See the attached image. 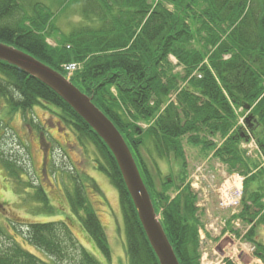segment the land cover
<instances>
[{"label":"trees","instance_id":"16d2710c","mask_svg":"<svg viewBox=\"0 0 264 264\" xmlns=\"http://www.w3.org/2000/svg\"><path fill=\"white\" fill-rule=\"evenodd\" d=\"M97 2L104 3L84 0L83 15L90 14L88 7ZM104 6L121 12L107 17L103 13L98 15L100 24L95 29L78 27L64 36V45L51 49L45 35L52 26L48 8L35 0H0V43L25 52L58 72L62 63L82 62V69L70 82L93 96L92 102L125 140L156 212L160 209L162 227L179 264H198L197 256L188 250L189 243L197 240L193 204L185 199V204L180 205L179 198L169 202L161 199L164 203L156 204L150 171L136 152L147 139L160 159L170 153H180L178 141L182 136L193 135V143L207 144L202 138L204 134L225 135L233 127L237 108L252 109L253 115L249 118L255 119L253 126H256L252 128L253 139L261 142L259 138L264 136V1L107 0ZM194 37L203 41L199 48L191 45ZM170 57L176 60L182 76L171 74ZM179 83L185 87L179 89ZM176 92L174 101L168 102L169 96ZM0 98L10 109L22 113L43 101L72 119L74 127L91 139L102 158L97 160L99 168L96 169L117 190L120 211L116 222L120 220L124 230L128 264H158L113 156L87 125L52 91L3 62H0ZM138 124L148 128L142 130ZM257 128L260 133L254 132ZM237 130L216 155L228 161L237 159L232 149L241 140L250 139L245 129ZM259 149L264 157V145L260 144ZM0 161L9 169L13 166L3 155ZM19 173L15 174L16 181L21 179ZM251 175L245 178L239 204L251 202L261 214L254 212L248 221L264 223V204L259 203L262 198L249 188L255 184ZM89 179L96 187L95 180ZM70 180L72 188L64 189L63 194L69 211L82 233L109 259L107 237L88 202L86 186L80 177ZM33 200L53 211L44 190L35 189ZM249 209L245 206L243 218ZM69 218L66 214L65 220ZM21 227L23 245L42 251L56 264H101L77 242L64 220L29 222ZM253 231L249 230L245 239L253 240L254 257L264 264V250L254 240ZM0 264L50 263L15 241L0 250Z\"/></svg>","mask_w":264,"mask_h":264},{"label":"rangeland","instance_id":"374dc122","mask_svg":"<svg viewBox=\"0 0 264 264\" xmlns=\"http://www.w3.org/2000/svg\"><path fill=\"white\" fill-rule=\"evenodd\" d=\"M35 1L48 8L52 15V26L47 29V33L45 29L46 43L51 49H59L60 46L64 45V36L78 27L95 29L100 24L98 15L105 14L103 16L107 17L121 12L119 9L118 11L117 9L112 10V8L108 10L104 6L107 0H103L104 3H93V6L91 4L88 7L90 14L86 12V16L83 15L84 0ZM199 5L200 7L203 6L202 4ZM197 10L199 9L196 8ZM202 44L203 41L197 37H194L191 42V45L195 48H199ZM68 64L79 65V69L71 75V78L78 74L83 66L82 62L77 63L70 60L67 63H62L60 67ZM169 64L171 65V74L183 75L173 57H170ZM179 87V89H183L185 84L179 83ZM176 94L177 92L172 93L168 102L174 101ZM0 102H4L3 99L0 98ZM51 109L57 114L60 113L69 122L63 121L60 117L59 119L64 128H49L50 126H48L55 142H52L53 152L49 160L48 179L46 180L43 177L42 182L37 181L42 178V176L40 177V168L43 169L41 153L35 145L31 149L27 147L24 141L26 136L22 135L17 123L15 124L17 119L14 120L13 117L9 119L6 114L0 112V119L5 116L7 122V124H4L0 121V148L6 156H10L9 160L13 165L12 169L6 166V172L5 170L1 171L0 167V194H3V191L6 190L5 187L9 179L7 177H10V183L15 179V174L21 170L18 167L20 164H22L26 173L24 179L21 178L11 184V195L6 197L3 195L2 197V201H5V203L3 209L0 210V230L3 231L0 234V250L9 247L16 241L40 259L50 264H56L50 261L42 251L29 244L23 245L24 236L22 232L24 229L21 226L29 222L45 223L64 220L77 242L99 263L128 264L124 230L120 220L118 223L116 222L120 211L117 190L96 169L98 167L97 160H102L96 146L91 139L74 127L70 121L72 119L65 113H61L60 110L54 109L48 104L46 105L43 101L29 108L22 115L25 117V121L27 117L31 119L34 115L49 117L53 116ZM16 112L18 110L9 109L10 116ZM26 113L29 114L26 115ZM234 113L236 121L232 123L233 127L227 130L225 135L217 132L212 135L206 133L202 136L207 144L193 143L192 141H195L193 135L182 136L178 141L180 153L178 155L170 153L167 158L160 159L156 157L151 142H148L147 139V142L136 152L140 162L145 163L150 171L156 204L161 199L169 202V200L174 199L179 201L178 198L180 199V205L181 203L182 205L185 204V199L193 204L195 208L193 219L196 224L197 240L189 243L188 250L197 256L198 264H263L254 257L255 246L253 240L245 239L248 231L253 229L254 240L261 244L264 250V223H257V220L254 219L248 221V218L254 212H259V209L249 201L246 202V205L245 202L241 205L239 202L245 178L252 174L251 176L255 178V184L249 185V188L256 195L261 196L262 199L259 203L264 204V157L259 149L260 144L264 145V136L259 138L261 142H256V139H253L252 128H256V126H253L255 119L249 118L253 115L252 109L247 111L237 108L234 109ZM56 119L57 116H54L51 120ZM25 121L23 122L24 127ZM138 126L142 130L148 128L145 124H138ZM237 128L245 129V134L250 139L247 142L245 140L238 142L236 148L232 149L233 155L234 157L237 155V159L228 161L222 156L216 155L215 152L222 148L227 138L239 132ZM254 132L260 133V130L257 128ZM75 176L76 178L80 177L86 186L88 202L97 214L105 231L110 250L109 259H106L93 241L82 233L77 226V220L69 211L63 194H65L64 189L70 190L72 188L70 178H75ZM89 177L95 180L96 187ZM38 183L42 184L53 211L43 207L44 205L41 202L33 200L34 187ZM235 184H238L239 189L235 188ZM161 203L164 202L161 201ZM162 204H160V208L163 206ZM245 206L250 209L243 218ZM159 210H157L158 213H160ZM66 214L70 216L68 220H65ZM259 214H261V211ZM7 219L12 222V227L15 228L14 231L12 227L9 230L2 228L7 223Z\"/></svg>","mask_w":264,"mask_h":264},{"label":"water","instance_id":"95a60500","mask_svg":"<svg viewBox=\"0 0 264 264\" xmlns=\"http://www.w3.org/2000/svg\"><path fill=\"white\" fill-rule=\"evenodd\" d=\"M0 62L38 81L58 96L103 142L113 156L138 220L158 264H179L141 178L133 155L115 125L59 72L14 47L0 43Z\"/></svg>","mask_w":264,"mask_h":264},{"label":"flooded vegetation","instance_id":"af4514ba","mask_svg":"<svg viewBox=\"0 0 264 264\" xmlns=\"http://www.w3.org/2000/svg\"><path fill=\"white\" fill-rule=\"evenodd\" d=\"M9 106L5 103V102H0V112L4 113L7 115V117H13L14 120L17 119V122H15V124L17 123L18 125V129L22 131V135L26 136L24 141L27 145V147H29L30 149L33 147V145L36 146L37 150L41 153V162L43 164V169L40 168V177L42 176V178L39 180H37L38 182H42L44 179L43 177L47 180L48 179V175H49V160L52 156V147H53V141L55 142L54 137L50 134L49 128L52 127H57L59 129L64 128L61 124V120L59 119V115L57 113H55L53 110L51 113H53V116H36L34 115L33 118H29L27 117V120L25 121V117L22 115L21 111H18L14 114H11V116L9 115ZM29 113H26V115H28ZM54 116H57L56 120H51L52 118H54ZM5 117V116H4ZM2 117L0 119V121L4 124H7L5 118ZM16 118V119H15ZM24 118V119H23ZM8 119V118H7ZM26 122L25 127L23 126V122ZM48 126H50L48 128ZM1 164V171L5 170V163L3 164L0 161ZM13 168V166L11 167V169ZM20 169H22V167H19ZM6 172V170H5ZM21 173H19L20 178H25L26 173L24 172V170H20ZM9 178V179H8ZM23 178V179H24ZM7 185H6V190L3 191V194H0V210L3 209V204L5 203V201H2V197L3 195L6 196H10L12 190H10V186L12 183L16 182L15 179H13V182L10 183V177H7ZM10 180V181H9ZM25 181V180H23ZM40 188L43 190L42 188V184L38 183L34 189ZM35 191V190H34ZM13 224L12 222H10L9 219H7V223L4 224V227H2L4 230L5 229H10V227H12ZM1 227V226H0ZM1 229V228H0Z\"/></svg>","mask_w":264,"mask_h":264},{"label":"built area","instance_id":"2783aa9c","mask_svg":"<svg viewBox=\"0 0 264 264\" xmlns=\"http://www.w3.org/2000/svg\"><path fill=\"white\" fill-rule=\"evenodd\" d=\"M77 69H78V66L75 64H70V65L68 64V65L63 66V70L69 75L75 72Z\"/></svg>","mask_w":264,"mask_h":264},{"label":"bare ground","instance_id":"6f19581e","mask_svg":"<svg viewBox=\"0 0 264 264\" xmlns=\"http://www.w3.org/2000/svg\"><path fill=\"white\" fill-rule=\"evenodd\" d=\"M232 185H233V184H232ZM234 186H235V188H236V189H239V186H238V184H235Z\"/></svg>","mask_w":264,"mask_h":264}]
</instances>
